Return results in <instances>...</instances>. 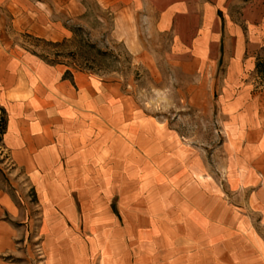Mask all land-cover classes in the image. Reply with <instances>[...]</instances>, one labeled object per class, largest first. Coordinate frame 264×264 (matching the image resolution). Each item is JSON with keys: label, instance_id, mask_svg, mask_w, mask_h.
Listing matches in <instances>:
<instances>
[{"label": "rangeland", "instance_id": "374dc122", "mask_svg": "<svg viewBox=\"0 0 264 264\" xmlns=\"http://www.w3.org/2000/svg\"><path fill=\"white\" fill-rule=\"evenodd\" d=\"M199 1L0 16V264H264V0Z\"/></svg>", "mask_w": 264, "mask_h": 264}, {"label": "crops", "instance_id": "0c3cea01", "mask_svg": "<svg viewBox=\"0 0 264 264\" xmlns=\"http://www.w3.org/2000/svg\"><path fill=\"white\" fill-rule=\"evenodd\" d=\"M100 7H127V8H143L144 6L149 7L154 6V3L166 1L168 5L165 10L161 11L165 16L172 18L176 14L185 15L188 12L196 11L198 15L199 11V0L195 1V8L193 7V0H94ZM87 4L85 0H0V16L4 19L6 16V10L10 11L12 15L13 26L17 23L30 22L31 25L37 23L35 16H38L39 11L46 12V15L57 9L65 10L69 13H79L83 14L87 10ZM191 6V7H190ZM190 7V8H189ZM57 11V10H55ZM31 14V15H30ZM33 22V23H32ZM2 36L0 34V46H1ZM12 85H16V76L11 80ZM21 86V85H20ZM17 88L13 89L15 91ZM20 91H22L20 89Z\"/></svg>", "mask_w": 264, "mask_h": 264}]
</instances>
